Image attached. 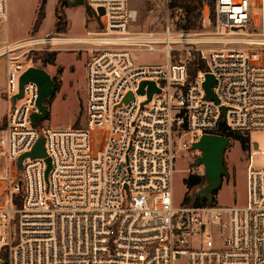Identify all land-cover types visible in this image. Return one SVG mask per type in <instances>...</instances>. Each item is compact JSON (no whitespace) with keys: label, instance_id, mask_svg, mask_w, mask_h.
<instances>
[{"label":"built area","instance_id":"2783aa9c","mask_svg":"<svg viewBox=\"0 0 264 264\" xmlns=\"http://www.w3.org/2000/svg\"><path fill=\"white\" fill-rule=\"evenodd\" d=\"M84 3L97 20L86 37L46 34L0 44L9 103L0 125V153L9 164L0 177V264H264L257 142L248 144L244 206L175 207L173 192L181 150L203 136L264 130V0H216L209 36L170 24L162 32L133 31L130 0ZM7 15L8 0H0V21ZM65 43L90 46L86 122L34 126L37 85L26 83L22 98L12 99L23 74L42 68L36 57ZM138 51H160L165 60L142 65ZM195 58L206 71L191 77ZM207 74L219 103L207 99ZM143 82L160 91L149 101L148 86L139 93ZM40 138L47 157L26 158L19 169ZM187 171L205 178L203 166Z\"/></svg>","mask_w":264,"mask_h":264},{"label":"rangeland","instance_id":"374dc122","mask_svg":"<svg viewBox=\"0 0 264 264\" xmlns=\"http://www.w3.org/2000/svg\"><path fill=\"white\" fill-rule=\"evenodd\" d=\"M43 0H9V16L0 21V44L9 42V39H28L45 34L56 35L55 25L58 21L57 13L63 14L68 26L62 36L69 38L86 37L87 32L96 30L97 20L88 16L84 6H71L67 2L74 0H47L46 18L40 29L33 32V26ZM174 0H130V9L133 13L131 28L137 32L156 31L162 32L170 24L172 30H180L183 13L181 10L171 7ZM66 3V4H63ZM258 11H254L258 20ZM217 12L216 4L214 12L206 5L203 10L202 28L195 32H203L210 35L214 29ZM230 47L229 45H225ZM90 46L76 43L57 44V53L54 65L44 69L57 83V89L53 96L46 101L48 116L39 120L40 126L50 128H81L86 122L87 107V67L90 58ZM184 58V57H183ZM134 59L142 65L163 63L165 58L160 51H138ZM179 59L177 56L176 60ZM5 59H0V120L8 109L7 97L3 94L6 88ZM250 143L259 144L258 151L253 158L256 168L264 167V130L248 132L245 134ZM230 145L225 152V167L227 176L223 180L221 188L213 196V206L220 208L241 207L246 204L247 169L249 166V153L253 152V145L243 148L240 141L229 138ZM184 140H189L185 137ZM182 141V140H181ZM180 141V142H181ZM179 143V139H177ZM191 143V142H189ZM194 152V155L192 153ZM199 151L190 149L181 150L174 163L173 192L175 207H184L187 187L185 180L188 178V169L196 167ZM9 164L4 155L0 153V177L9 171ZM177 264H186L185 260Z\"/></svg>","mask_w":264,"mask_h":264},{"label":"water","instance_id":"95a60500","mask_svg":"<svg viewBox=\"0 0 264 264\" xmlns=\"http://www.w3.org/2000/svg\"><path fill=\"white\" fill-rule=\"evenodd\" d=\"M71 6H85L84 0H74L73 2H67ZM66 4V3H63ZM100 14H103V9H100ZM88 16L92 17V13L87 11ZM28 82H33L38 87L39 98L37 102L38 112L32 117V123L34 126H38V120H44L48 116V107L46 101L50 99L57 89V83L51 77V75L44 69L39 67H32L23 74L20 79V94L12 99L14 104L17 99L22 98L24 85ZM148 86V101L152 98L155 92H160L154 82H143L140 86L139 93H145V87ZM215 86V79L212 75H206V82L204 88L207 93L208 100H214L219 103V100L212 92ZM131 97V96H130ZM224 118L221 124H225L226 109L223 108ZM230 145V139L224 136H203L198 142L192 145V150L199 151L200 157L196 163V166H203L205 172L206 185L201 187L197 191L199 198L207 200L212 203L214 194L221 188L224 178L227 176V170L225 167V152ZM254 148H258V143H254ZM45 139L40 138L32 152L23 155L18 160V167L21 169V165L26 158H46ZM48 170L51 168V160L47 158Z\"/></svg>","mask_w":264,"mask_h":264},{"label":"trees","instance_id":"16d2710c","mask_svg":"<svg viewBox=\"0 0 264 264\" xmlns=\"http://www.w3.org/2000/svg\"><path fill=\"white\" fill-rule=\"evenodd\" d=\"M216 0H174L171 3V7L179 9L183 13L182 23L179 29L184 31L194 32L202 28V16L204 7L207 5L211 12L215 10ZM46 5L47 0H43L39 8L37 19L33 26V32L40 29L44 19L46 18ZM57 23L55 25L56 33L63 34L67 31V20L63 14L57 13ZM57 53H43L36 57V64H41L42 68L49 65H54L56 62ZM199 71H206L205 65L198 59L195 58L189 65V75L193 77ZM228 138H233L240 141L243 148H246L249 144V139L241 134L226 135ZM187 187V193L185 195L184 203L190 207H202L212 206L207 200L201 199L197 195L199 188L206 185V179L200 176L189 175L185 180ZM216 194V193H215ZM214 194V195H215Z\"/></svg>","mask_w":264,"mask_h":264},{"label":"crops","instance_id":"0c3cea01","mask_svg":"<svg viewBox=\"0 0 264 264\" xmlns=\"http://www.w3.org/2000/svg\"><path fill=\"white\" fill-rule=\"evenodd\" d=\"M8 2H9V0H8ZM8 7H9V4H8ZM9 10V9H8ZM9 16V11H8V15H7V17ZM46 35V34H45ZM41 36H43V35H41ZM19 41H22V39H18V40H16V41H14V40H12L11 38L9 39V42L10 43H16V42H19ZM9 107V106H8ZM7 113V112H6ZM6 115V114H5ZM5 115L3 116V119H1L0 120V125L3 123V121H4V119H5Z\"/></svg>","mask_w":264,"mask_h":264}]
</instances>
